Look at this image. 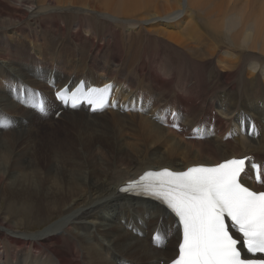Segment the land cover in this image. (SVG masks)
<instances>
[{
    "label": "bare ground",
    "instance_id": "1",
    "mask_svg": "<svg viewBox=\"0 0 264 264\" xmlns=\"http://www.w3.org/2000/svg\"><path fill=\"white\" fill-rule=\"evenodd\" d=\"M79 80L113 86L115 106L92 113L55 101ZM39 96L46 115L31 107ZM5 118L0 264H172L177 220L120 188L148 170L249 158L241 181L264 191L249 168L264 173V0H0ZM116 118L136 145L118 138ZM107 133L110 153L94 141Z\"/></svg>",
    "mask_w": 264,
    "mask_h": 264
},
{
    "label": "snow or ice",
    "instance_id": "2",
    "mask_svg": "<svg viewBox=\"0 0 264 264\" xmlns=\"http://www.w3.org/2000/svg\"><path fill=\"white\" fill-rule=\"evenodd\" d=\"M112 90L111 85L87 91L78 87L75 91L58 92L57 99L74 110L87 105L92 112H102L115 106L109 98ZM31 107L42 115L48 112L42 101H34ZM12 126L9 119L0 120V131ZM171 127L178 125L173 122ZM257 134L252 129L247 133L250 137ZM246 159L249 158L227 160L215 167H190L186 171H149L121 191L153 199L177 218L182 242L173 264H264V191L250 190L241 181ZM250 167L256 181L264 185L262 167L256 163ZM166 243L165 233H154L155 247L163 248ZM244 249L251 257L242 256Z\"/></svg>",
    "mask_w": 264,
    "mask_h": 264
},
{
    "label": "rangeland",
    "instance_id": "3",
    "mask_svg": "<svg viewBox=\"0 0 264 264\" xmlns=\"http://www.w3.org/2000/svg\"><path fill=\"white\" fill-rule=\"evenodd\" d=\"M6 6H8V4L7 3H5V2H3ZM85 35V34H84ZM86 37L84 36V39H85ZM46 44H47V42H45ZM89 47V46H88ZM81 50H84L83 48H81V47H79ZM149 86H151V84H149ZM111 115V114H110ZM110 115H106V117H108V118H110L111 116ZM49 120H50V117L48 118ZM120 119H114V120H111V121H114V122H118ZM110 121V120H109ZM108 121V122H109ZM122 121V122H121ZM108 122H106V123H108ZM120 123H117V124H119L121 127H119L120 129V132L121 131H123V132H121V134H122V136L123 137H118L119 139H121V140H123V139H125V140H129L130 141V143L131 144H135L136 145V143L133 141V140H131V137H130V130L128 129V127H129V123H125V122H123V120H120L119 121ZM115 123V124H116ZM125 123V124H124ZM116 124V125H117ZM122 124V125H121ZM124 124V125H123ZM62 127H61V129H60V131L59 132H64V130H65V128L67 127V125H69V122H67V121H64V122H61V124H60ZM107 125H113V123H110V124H107ZM122 126H123V128H122ZM38 127H40V126H38ZM42 127V126H41ZM45 128H49V126H44ZM113 128H115V127H113L112 126V129ZM40 129L41 128H38V132L40 131ZM111 129V130H112ZM122 129V130H121ZM124 129H126V130H124ZM164 129V128H163ZM51 130V129H50ZM117 130L118 129H116L115 131H114V133L115 134H117ZM164 130H166V129H164ZM167 131V130H166ZM44 132H46L45 130L43 131V134H44ZM98 133V132H97ZM118 133H119V131H118ZM98 134H101V133H98ZM53 136V134H51V135H49L48 137H52ZM72 136H74V135H72ZM97 137L98 138H96L94 141H96V142H98L99 144H101V147H102V149L104 150V151H106V152H108V153H110V152H112L113 150H114V144L111 142V137H109V133H107L106 135H97ZM127 137V138H126ZM88 137H86V140L88 141V139H87ZM65 139H67V143H68V145H67V147H66V150L64 151V153L68 156V155H71V153H70V151H71V149H70V144H69V142H70V140H69V138L67 137V138H65ZM99 146V145H98ZM133 147H137V146H133ZM187 151V150H186ZM186 151H185V153H186ZM159 155V154H158ZM161 155V154H160ZM183 156V155H182ZM69 157V156H68ZM74 160V159H73ZM126 160H130V159H126ZM75 162H76V159L74 160ZM97 161L98 162H100V159L99 158H97ZM102 167H104V165H102ZM115 194H116V192L115 193H113V196L111 197V198H113L114 196H115ZM111 198H109L108 200H110ZM2 206L4 207L5 206V202L3 201L2 202ZM55 219V218H54ZM50 220L51 222H49L48 224H47V226L48 225H50L51 223H54L55 221H57V219L56 220ZM109 223H111L112 225H114L115 226V223H113V222H109ZM46 226V227H47ZM43 228H45V227H43ZM22 230L23 231H27V229H25L24 227L22 228ZM31 231H33V232H38V231H40V228L39 227H36V228H33V229H30ZM129 232H131L130 230H129ZM133 232V234L135 235V233H134V231H132ZM113 262V261H112Z\"/></svg>",
    "mask_w": 264,
    "mask_h": 264
}]
</instances>
